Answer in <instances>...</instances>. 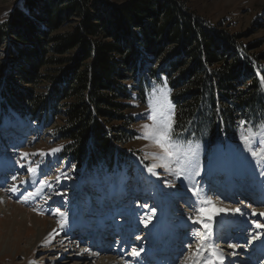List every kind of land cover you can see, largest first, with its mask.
<instances>
[{
	"label": "rangeland",
	"instance_id": "obj_1",
	"mask_svg": "<svg viewBox=\"0 0 264 264\" xmlns=\"http://www.w3.org/2000/svg\"><path fill=\"white\" fill-rule=\"evenodd\" d=\"M181 1L188 11L207 24L238 36L242 45L251 48L249 54H264V0ZM20 3V0H0V22L14 6H21ZM74 23L64 24L63 30H70ZM2 51L1 59L6 60V51ZM259 65L264 67V58ZM46 86L41 83L30 88L44 93ZM162 88L170 101L167 85L162 82L150 84L146 104L134 98L127 103L130 108L126 114L134 120L129 130L134 137L121 147L124 163L91 176H84L82 170L73 168L62 156L67 142L57 135L64 124L61 110L55 120L53 117L39 120V127L11 115L9 109L1 115L0 209L8 212V217L15 215L16 210L29 213L40 220L34 229L40 227L46 231L44 241L36 243L35 230L31 233L27 230L29 223L25 231L16 228L14 234L7 235L12 244L6 250L9 252L0 250V264H105L110 261L113 264H193V260L197 264H206L209 260L220 264L213 257L212 246L226 262L264 264V254L260 256L264 253V228L255 226L264 225V215H261L264 213V175H261L264 160L251 155L252 150L264 149V114L247 125L238 123L235 129L179 132L174 130L172 109V139L180 148L178 165L175 158L158 159L164 155L163 149L144 138L143 125L153 123L149 102L155 103L154 94L158 95ZM113 126L124 125L113 123ZM245 137L251 138L247 145ZM53 149L59 151L53 152ZM24 153L28 154L26 158H22ZM152 166L155 167L149 172ZM181 166L184 171L178 176L176 171ZM12 188L17 190L13 192ZM245 191L249 197L242 196ZM242 202L244 206L240 207ZM153 208L155 215L145 226L142 220ZM200 208L209 213L216 208H240L244 214L226 212L215 215L211 221L205 218L204 222L213 229L207 234L202 224L193 222L200 219L196 211ZM1 210L0 235L6 231ZM232 218L236 223H246L247 228L225 244L223 239L214 240L218 229L224 236V226ZM85 225L86 236L77 228L83 229ZM175 230L181 233L178 239L181 244L175 250L168 248V252L166 240L173 242ZM254 236L258 238L253 239ZM236 238L240 239L234 242ZM134 249L138 255L133 254ZM95 256L102 261L99 263ZM256 256L260 257L256 259Z\"/></svg>",
	"mask_w": 264,
	"mask_h": 264
},
{
	"label": "trees",
	"instance_id": "obj_2",
	"mask_svg": "<svg viewBox=\"0 0 264 264\" xmlns=\"http://www.w3.org/2000/svg\"><path fill=\"white\" fill-rule=\"evenodd\" d=\"M20 2L0 22V118L9 109L38 126L61 110L62 156L84 176L124 163L134 137L127 103L146 104L152 83L167 85L179 132L235 129L264 114V54L181 0ZM41 83L44 93L30 88Z\"/></svg>",
	"mask_w": 264,
	"mask_h": 264
},
{
	"label": "snow or ice",
	"instance_id": "obj_3",
	"mask_svg": "<svg viewBox=\"0 0 264 264\" xmlns=\"http://www.w3.org/2000/svg\"><path fill=\"white\" fill-rule=\"evenodd\" d=\"M155 93V90H154ZM155 103L152 101L149 102V107L151 108L152 115L151 119L153 123L151 125L145 124L143 125V128L145 130V139L152 140L156 145H158L161 149H163L164 155L157 157L158 159L162 160H172L175 158L176 163L180 164L179 159V153L180 148L179 146L173 141L172 139V118H171V111L173 109V105L168 100V94L167 91L163 88L160 89L159 94L155 95L153 97ZM159 116V120H158ZM250 137L243 138L244 143L247 145L249 144ZM53 152L59 151V149H53ZM251 155L254 158H258L260 160H264V149H261L260 152H257L255 150H252ZM28 156L27 153L23 154L22 158H26ZM23 167V165H21ZM38 167V166H37ZM155 166H152L148 169L149 172L153 171V168ZM29 171L35 172L36 168H29ZM171 171V168H169ZM184 169L183 167H178L176 174L179 176L183 173ZM197 175L199 173L197 172ZM261 175H264V172L261 173ZM15 179V177H13ZM17 189L12 188L11 191L15 192ZM194 194H198V190L193 189ZM27 199V197L25 198ZM205 203H210V201H205ZM198 214L200 215V219L194 220V223L202 224L203 228L206 230L207 234H211L213 229L212 226L209 223H205L204 219L211 221L215 215H218L220 213H226L231 212L232 214H239L243 215L244 213L240 208L235 209H224V208H216L211 211V213L207 212L204 208H200L196 210ZM155 215V209L153 208L149 214H147L146 218L142 220V222L145 224V226L148 225V223L151 221L152 216ZM253 215H256L255 212H253ZM261 215H264V213H261ZM61 216H63V213H61ZM258 229L264 228V225L257 223L255 225ZM258 236H254L253 239H257ZM213 247V257L220 262V264H223V261L225 257L223 255H217V251L215 249V246ZM230 247H235V245H230ZM87 251V250H85ZM134 255H138L139 253L134 249L133 250ZM197 255H199V250H197ZM193 264H197L196 260H193ZM206 264H213L212 260H209L206 262Z\"/></svg>",
	"mask_w": 264,
	"mask_h": 264
},
{
	"label": "bare ground",
	"instance_id": "obj_4",
	"mask_svg": "<svg viewBox=\"0 0 264 264\" xmlns=\"http://www.w3.org/2000/svg\"><path fill=\"white\" fill-rule=\"evenodd\" d=\"M1 200H2V198H1V195H0V202H1ZM15 212H16L15 215L10 214V217H8V216H6V213H8V212H4L3 209L1 210V214H3L2 223L4 224V230H6V231H4V234L0 235V250H1V252L4 251V253H8L9 251H6V250L7 249L10 250L11 246H12V244L9 241V237H7V235H12V233L14 234L16 228L18 230H20V231H23V230L25 231V225L27 226L28 223L30 225H28L29 227L27 226V230L29 229V231L31 233L33 231L34 227L36 226V224H38V223L40 224V220H38L34 216H31L29 213L19 212L17 210ZM232 223L236 224L235 222H232ZM14 226H15V228H13ZM223 226H224V224H223ZM0 227H2V226H0ZM224 227H226V226H224ZM45 231L46 230L44 228H40V227L38 228V230H35V232H34V240H36V243H42L44 241L43 240V236L45 234ZM221 236H222V234L219 233V234L216 235V238H219ZM4 240H6V241H4ZM177 245H178L177 243L173 244L172 248H176ZM14 249L15 248H13L12 250H14ZM16 251H17V249H16ZM93 258L95 259V258H98V257L95 256ZM93 258H91V257L89 258L88 257V260L89 259L91 260ZM98 259H99L98 262L100 263L102 261V258H98ZM101 264H104V263H101ZM105 264H113V262L110 261L109 263H105Z\"/></svg>",
	"mask_w": 264,
	"mask_h": 264
}]
</instances>
